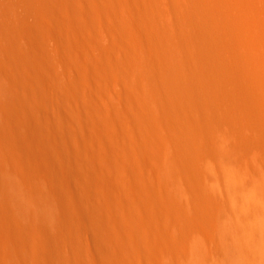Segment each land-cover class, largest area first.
Here are the masks:
<instances>
[{
	"label": "bare ground",
	"instance_id": "6f19581e",
	"mask_svg": "<svg viewBox=\"0 0 264 264\" xmlns=\"http://www.w3.org/2000/svg\"><path fill=\"white\" fill-rule=\"evenodd\" d=\"M0 264H264V0H0Z\"/></svg>",
	"mask_w": 264,
	"mask_h": 264
},
{
	"label": "rangeland",
	"instance_id": "374dc122",
	"mask_svg": "<svg viewBox=\"0 0 264 264\" xmlns=\"http://www.w3.org/2000/svg\"><path fill=\"white\" fill-rule=\"evenodd\" d=\"M227 209V208H226ZM227 211V210H226Z\"/></svg>",
	"mask_w": 264,
	"mask_h": 264
}]
</instances>
